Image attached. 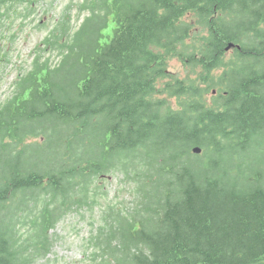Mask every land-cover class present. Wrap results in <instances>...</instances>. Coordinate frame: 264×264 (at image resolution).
Here are the masks:
<instances>
[{
	"label": "trees",
	"instance_id": "trees-1",
	"mask_svg": "<svg viewBox=\"0 0 264 264\" xmlns=\"http://www.w3.org/2000/svg\"><path fill=\"white\" fill-rule=\"evenodd\" d=\"M36 1L0 0V22ZM76 7L77 27L38 21V54L0 102V264L46 253L62 212L103 198L115 171L140 199L109 208L115 264H264V0Z\"/></svg>",
	"mask_w": 264,
	"mask_h": 264
},
{
	"label": "rangeland",
	"instance_id": "rangeland-1",
	"mask_svg": "<svg viewBox=\"0 0 264 264\" xmlns=\"http://www.w3.org/2000/svg\"><path fill=\"white\" fill-rule=\"evenodd\" d=\"M81 0H39L34 4V12L30 18L21 21L14 12L9 11L0 24V102L11 95L15 88V81L24 75L30 68L32 61L38 54V43L46 36L51 23L63 12L70 14L73 25L80 24L83 12L76 18L77 3ZM19 7L15 8L18 13ZM13 17L15 21H13ZM46 21L48 30L36 28L38 21ZM190 42L191 39H188ZM50 61H56L55 55L48 56ZM170 71L180 76L191 77V73L184 71L182 64L173 59L168 65ZM220 71H214V76ZM215 91L206 94V101L211 104ZM103 176L98 181L101 186L103 198L95 202L85 201L79 205L71 206L70 209L62 212L58 221L49 230V250L36 256L30 264H115L111 256H119V253L111 254L106 246V233L110 227L112 208L113 212H130L138 207L140 199L133 192V185L124 176L115 171ZM10 209V208H9ZM12 209V208H11ZM26 219L20 220L18 234L23 246H29L34 241L31 239V219L34 214H25ZM36 234V233H35ZM38 245V244H37ZM43 253V251H42Z\"/></svg>",
	"mask_w": 264,
	"mask_h": 264
},
{
	"label": "water",
	"instance_id": "water-1",
	"mask_svg": "<svg viewBox=\"0 0 264 264\" xmlns=\"http://www.w3.org/2000/svg\"><path fill=\"white\" fill-rule=\"evenodd\" d=\"M231 46H232L231 44L228 45L226 49L228 50L229 48H231ZM194 151H195V152H199V148H195Z\"/></svg>",
	"mask_w": 264,
	"mask_h": 264
}]
</instances>
